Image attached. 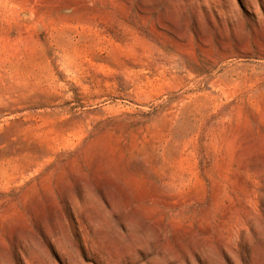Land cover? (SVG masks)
Instances as JSON below:
<instances>
[{
  "label": "rangeland",
  "instance_id": "obj_1",
  "mask_svg": "<svg viewBox=\"0 0 264 264\" xmlns=\"http://www.w3.org/2000/svg\"><path fill=\"white\" fill-rule=\"evenodd\" d=\"M0 264H264V0H0Z\"/></svg>",
  "mask_w": 264,
  "mask_h": 264
}]
</instances>
